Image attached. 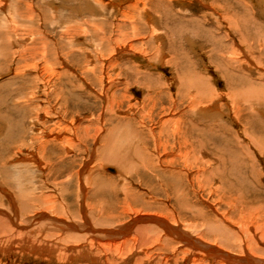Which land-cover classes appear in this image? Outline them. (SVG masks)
<instances>
[{"label":"rangeland","instance_id":"374dc122","mask_svg":"<svg viewBox=\"0 0 264 264\" xmlns=\"http://www.w3.org/2000/svg\"><path fill=\"white\" fill-rule=\"evenodd\" d=\"M180 113L186 155L160 164L162 147L176 153L183 139L160 141L158 122ZM126 123L147 151H121L138 161L125 172L102 145ZM9 126L23 138L7 148ZM262 155L264 0H0V164L28 173L32 188L23 212L21 185L0 176V264H237L190 255L157 223H139L147 218L264 262Z\"/></svg>","mask_w":264,"mask_h":264},{"label":"bare ground","instance_id":"6f19581e","mask_svg":"<svg viewBox=\"0 0 264 264\" xmlns=\"http://www.w3.org/2000/svg\"><path fill=\"white\" fill-rule=\"evenodd\" d=\"M134 21V20H133ZM144 28V27H143ZM39 35V34H38ZM237 53V52H236ZM226 67V66H225ZM45 69V68H44ZM226 69V68H225ZM227 71V70H226ZM229 74V73H228ZM230 75V74H229ZM69 76V75H68ZM140 77V76H139ZM86 79V78H85ZM231 79V78H230ZM87 80V79H86ZM85 83H86V81H85ZM181 84V83H180ZM109 85V84H108ZM164 85V84H163ZM169 85V84H168ZM73 86V85H72ZM80 87V86H79ZM178 87H180V86H178ZM157 88V87H156ZM170 89V88H169ZM181 89H182V87H181ZM177 90V89H176ZM184 90V89H183ZM185 90H187V91H191V90H193V89H191V90H189V89H187V88H185ZM156 91V90H155ZM161 91V90H160ZM196 91V90H195ZM182 93V92H181ZM196 95L193 97V98H190V97H188V99L190 100V103H191V105L193 106L192 107V111H194V109H195V107L197 106V101L199 100V97L201 96V93L197 90L196 91ZM175 95H179L178 96V100H181V99H179V97H180V93L179 92H177ZM158 95L157 94H154V95H152V97H151V99H156V97H157ZM219 96V95H218ZM146 97H147V94H146ZM170 97V96H169ZM158 98V97H157ZM107 99V98H106ZM113 99V98H112ZM161 99V98H160ZM148 100H149V98H148ZM178 100H176L175 101V104H173L175 107L177 106V105H179L180 103H181V101H178ZM169 101H170V99H169ZM146 102H147V99H146ZM108 105V104H107ZM112 107V106H111ZM110 107V108H111ZM145 107V106H144ZM170 110H174V108H171ZM151 111V110H150ZM170 113V112H169ZM174 113V112H173ZM151 116V115H150ZM161 116V115H160ZM165 116V115H164ZM135 117V116H134ZM145 117V116H144ZM184 117V113H180V116H178L177 118H175L174 116L173 117H171V118H169V117H166V118H164V117H160L161 118V120L158 122L159 123V133H158V135H157V133H155L154 132V130L151 128V127H149L148 129H147V132L149 133L148 135H149V137H151L152 139H153V141H155V138H156V135L157 136H160V141H161V138L163 137V134H165V136H166V139L167 138H170V137H180V138H182L183 139V142L182 143H180L179 145H178V148H177V152L175 153L173 150H171L170 152H167L166 151V148L164 149V147H162L161 145H163L162 144V142H161V144L160 143H158L157 144V146L159 145L160 147H162L163 148V153H162V159H160V164H163V162H167L168 161V163L169 162H172V161H175V162H177V163H180L179 161H180V159H181V157H183L184 155H186V153H183V148L185 147L184 145H183V143L185 144V142H184V138H183V135H184V130H183V128H180V123H181V119ZM141 118V120H140V123H142V124H144V120H143V118L142 117H140ZM114 119V118H113ZM118 119V118H117ZM145 119V118H144ZM8 120V119H7ZM111 120V119H110ZM124 120V119H123ZM108 121H109V119H108ZM148 121V120H147ZM107 122V121H106ZM23 123V122H22ZM132 123V121L130 120V122H129V119H128V125H130V124ZM138 123V122H137ZM8 124V123H7ZM15 124V123H14ZM21 124V123H20ZM21 125H23V124H21ZM141 125V124H140ZM124 126H127V123L126 124H124ZM142 126V125H141ZM130 127V126H129ZM128 126L126 127V128H124V130H119L120 131V133H118V134H122V135H118V136H116V139H112L111 137L110 138H108V143H110V141H111V143H110V145L108 144V143H106L105 142V144H108V145H102L103 147H104V150L106 151V153H108L109 154V156L111 157L112 155H113V153L115 152V151H117L118 152V158H112L111 160L113 161H111L112 163H114V164H112V165H116V166H118L119 168H120V171H122V169L126 172L127 171V169H130V168H132L133 167V164L135 165V162H136V159H134V158H132V154L133 153H131V155H130V153L129 154H122L123 153V151L124 150H128V149H130L129 147L131 146H133L134 148V150L136 151V153H139L140 151L141 152H143L142 150H145L146 148H144V146L146 145V143L144 142V141H146V138H145V135L143 134V133H141L140 131L138 132L136 129L134 130V129H132V128H129ZM145 127V126H144ZM79 128V127H78ZM142 128H143V126H142ZM138 129V128H137ZM13 128H11L10 126H9V132H8V136H7V138H5V140H3V142H4V145L8 148V145L9 144H11V143H13L14 141H15V139L17 138H23L22 136V132L20 131V133L18 134V132H17V135L15 136V133L13 132ZM19 131V130H18ZM97 131V130H96ZM100 132V131H99ZM115 132V131H114ZM111 133V132H110ZM117 133V132H116ZM97 135V134H96ZM99 135V134H98ZM97 135V136H98ZM111 135V134H110ZM148 135H147V137H148ZM15 138V139H14ZM96 138H98V137H96ZM79 139V138H78ZM110 139V140H109ZM72 140V139H71ZM80 140V139H79ZM127 142H126V141ZM130 140H132V141H134V142H130ZM151 140V139H150ZM158 141V140H157ZM62 144L64 143V142H70V140L68 139V138H65V139H63L62 141H60ZM120 142H123V144L121 145V143ZM150 142V141H149ZM60 144V143H59ZM115 144V145H114ZM135 144H138V145H135ZM188 144L189 145H187V146H189V149H190V151L192 152V153H194L193 152V150L194 149H196V148H193L192 147V145H190V143L188 142ZM198 144V143H197ZM119 145H121V146H119ZM128 145H130V146H128ZM108 146V147H107ZM201 146V145H200ZM216 146V145H215ZM45 147V146H44ZM159 147V148H160ZM55 148V147H54ZM53 148V149H54ZM261 148V147H260ZM154 149V148H153ZM213 149V148H212ZM215 149V148H214ZM242 149H243V147H242ZM41 150V151H40ZM186 150V149H185ZM203 150V149H202ZM39 152H41V154H40V156L41 157H43V152L45 151V149L44 148H40L39 147V150H38ZM57 151V150H56ZM58 151H60V150H58ZM122 151V153L121 154H119L120 152ZM145 151H147V150H145ZM149 151V150H148ZM151 151V150H150ZM197 151V150H196ZM248 151V150H247ZM116 152V153H117ZM125 152V151H124ZM127 152V151H126ZM128 152H130V150H128ZM134 152V151H133ZM154 152V151H153ZM216 152V151H215ZM243 152V151H242ZM58 153H60V152H58ZM66 153V152H65ZM145 153V152H144ZM150 153V152H149ZM208 153V152H207ZM214 153V152H213ZM240 153V152H239ZM49 154H51V152L49 153ZM103 154V153H102ZM112 154V155H111ZM205 154V153H204ZM215 154V153H214ZM66 155V154H65ZM145 155H146V153H145ZM152 156V155H151ZM207 156H208V154H207ZM235 156V155H234ZM234 156H233V158H234ZM263 156V155H262ZM117 157V156H116ZM155 157V156H154ZM168 157V158H167ZM217 157V156H216ZM219 157H221V156H219ZM227 157V156H226ZM264 157V156H263ZM131 158V159H130ZM153 158V157H152ZM229 158V157H228ZM108 159V158H107ZM110 159V158H109ZM157 159V158H156ZM176 159H179V161H176ZM221 159H223L222 157H221ZM248 159V158H247ZM33 160H34V163H36V166L38 167V168H41L40 167V162H38L37 161V159H34L33 158ZM148 160V159H147ZM104 161V160H103ZM106 161V160H105ZM108 161V160H107ZM149 161V160H148ZM223 161H224V159H223ZM223 161L222 160H217V164H218V168H217V170H218V172H220V170H222L223 169V165H224V163H223ZM230 161H231V159H230ZM229 161V162H230ZM257 161V160H256ZM1 162H2V160H1ZM140 162V161H139ZM109 163V162H108ZM137 164H138V161L136 162ZM29 164V163H28ZM139 164H141V163H139ZM143 164V163H142ZM230 164V163H229ZM241 164V163H240ZM31 165V164H30ZM156 165V164H155ZM7 165H5L4 163H1L0 164V176H1V179H2V181L9 187H11V188H13V189H16V188H20L19 186L21 185V187H22V189L20 188V189H18L17 190V194L16 195H14L15 196V198H17V200L19 201V203L21 204V206H22V211L23 212H25V210H26V208L28 207V206H26L27 205V201H28V192H29V189H32V188H29L30 187V185H28L27 184V182L29 181V175H28V173H21L19 176H18V174H15L14 176H13V174L7 169V167H6ZM138 166V165H137ZM143 166V165H142ZM232 166H233V164H231L230 165V168H229V171H230V174H232V171H233V169H232ZM243 166H244V164H243ZM46 167V166H45ZM155 167V166H154ZM175 168V167H174ZM239 168V167H238ZM135 169V168H134ZM133 169V170H134ZM40 170V169H39ZM44 170V169H43ZM176 170H178V169H176ZM110 171V170H109ZM123 171V172H124ZM228 171V172H229ZM20 172H22V170H20ZM52 172L53 171H49V175H51L52 174ZM136 172V171H135ZM175 174V173H174ZM219 174V173H218ZM221 174V173H220ZM117 175V174H116ZM239 175V174H238ZM15 176H17V177H15ZM212 176V175H211ZM223 177H224V175H223ZM243 178V177H242ZM158 179V178H157ZM241 179V178H240ZM169 180V179H168ZM19 182V185L18 184H16V182ZM223 181L224 182H226L227 180H226V178L224 177V179H223ZM235 181V180H234ZM236 181H238V180H236ZM235 181V182H236ZM17 182V183H18ZM69 182V181H68ZM239 182V181H238ZM240 183V182H239ZM243 184H244V182H242ZM42 184V183H41ZM61 184V183H60ZM170 184H173V186L171 187L172 188V191H174V190H176V188L178 187L177 185H176V183L174 182V181H170L169 182V185ZM223 185V184H222ZM18 186V187H17ZM162 186V185H161ZM181 186V185H180ZM33 187V186H32ZM2 188H3V186H2ZM167 188V187H166ZM242 188V187H241ZM246 188V187H245ZM36 189V188H35ZM170 189V188H169ZM59 190H61V189H59ZM34 191V190H33ZM35 191H37V190H35ZM246 191V190H245ZM176 192V194H177V190L175 191ZM127 194V193H126ZM130 194V193H129ZM215 194V193H214ZM10 195V194H9ZM31 195H33V194H30V196ZM249 195V194H248ZM247 195V196H248ZM184 196V195H183ZM182 196V197H183ZM177 197V196H176ZM181 197V196H180ZM48 198V197H47ZM185 198V197H184ZM183 198V199H184ZM46 199V198H45ZM126 199V198H125ZM246 199V198H245ZM48 200H49V198H48ZM54 200V199H53ZM127 200V199H126ZM243 200H244V198H243ZM31 201V200H30ZM37 201H38V199H37ZM41 201V200H40ZM44 201V200H43ZM173 201V200H172ZM188 201V200H187ZM29 202V201H28ZM33 203H34V201H32ZM50 202V201H49ZM175 202V201H174ZM12 203V202H11ZM38 203V202H37ZM41 203V202H40ZM63 203V202H62ZM78 203V202H77ZM177 203V202H176ZM189 203V202H188ZM239 203H240V201H239ZM55 204V203H54ZM178 205H179V203H177ZM6 205V204H5ZM49 205V204H48ZM159 205H160V203H159ZM188 205V204H187ZM241 205V204H240ZM26 206V207H25ZM39 206V205H38ZM42 206V205H41ZM44 206V205H43ZM46 206V205H45ZM50 206V205H49ZM61 206V205H60ZM230 206V205H229ZM228 206V207H229ZM31 207V206H30ZM58 207V206H57ZM184 207V206H183ZM260 207L262 208V205H260ZM264 207V206H263ZM148 208V207H147ZM30 209V208H29ZM45 210H46V207L44 208ZM58 209H59V207H58ZM57 209V210H58ZM184 209H186V208H184ZM189 209V208H188ZM260 209V208H259ZM264 209V208H263ZM262 209V210H263ZM42 210V209H41ZM236 210V209H235ZM234 210V211H235ZM253 210V209H252ZM8 211V210H7ZM27 211V210H26ZM168 211V210H167ZM233 211V210H232ZM50 212V211H49ZM134 212V211H133ZM187 212H188V210H187ZM253 212V211H252ZM249 213V212H248ZM254 213V212H253ZM255 213H257V212H255ZM261 213V212H260ZM263 213V212H262ZM166 214V213H165ZM247 214V213H246ZM130 215V214H129ZM169 215V214H168ZM250 215V214H249ZM46 216V215H45ZM161 216V215H160ZM245 215H242L241 217H242V220H245V217H244ZM36 217V216H35ZM103 217V216H102ZM247 217H250V216H247ZM32 218V217H31ZM147 218V217H146ZM153 218V217H152ZM170 218H173V217H170ZM51 219V218H50ZM175 219V218H174ZM251 219V218H250ZM261 219V218H260ZM4 220V219H3ZM36 221V220H35ZM56 221V220H55ZM87 221V220H86ZM115 221V220H114ZM134 221V220H133ZM175 222H176V220H174ZM173 221V222H174ZM180 221V220H179ZM93 222V221H92ZM137 222V221H136ZM144 222H151V223H157L159 226H160V228H162V230L165 232L164 234H166V235H168V236H170V237H172V238H174V240H176L177 242H179V243H181L180 244V246L182 247L183 246V244L185 245V246H188L190 249V255H192V256H194L195 254L196 255H199V254H201V252L203 253V254H206L207 256H210V257H212L213 256V258H217V259H223V260H226L227 262H235V263H241V264H264V262L263 261H256V260H250L249 258H246V257H237V256H235V254L234 255H231V254H229L228 253V251H224V250H222L223 249V247L221 246L222 244L220 243V245L218 244V245H216V246H212V245H209V244H206V243H201L200 241H201V239H200V241H198V240H195V239H193V238H191V236H189L188 234H186V233H184V232H182L181 230H179V229H177V228H174L175 226L173 225V227L170 225V224H168L167 222H165V221H162V220H160V219H155V220H152V219H149V218H147V219H141V220H139V223H144ZM221 222V221H220ZM219 222V226H221V228H222V230H224V232H227V235H230V237H231V235L233 234V233H236L235 232V230L233 229V231H231L230 232V230L231 229H229V228H227L228 226V220L227 219H223V222H221L220 223ZM243 222H246V221H243ZM101 223V222H100ZM150 223V224H151ZM180 223V222H179ZM134 224H135V222H134ZM137 224V223H136ZM173 224V223H172ZM244 224V223H243ZM147 225H149V224H147ZM152 225V224H151ZM176 225H178V224H176ZM205 225V224H204ZM233 225V224H232ZM231 225V226H232ZM235 225V224H234ZM237 225V224H236ZM134 225H131L130 227L132 228ZM143 226V225H142ZM195 226V225H194ZM244 226V225H243ZM247 226V225H246ZM71 227V226H70ZM140 227V226H139ZM208 227H209V225H208ZM214 227H216V226H214ZM218 227V226H217ZM238 227V226H237ZM135 228H136V226H135ZM184 228V227H183ZM203 228H205V226L203 227ZM220 228V229H221ZM253 228V227H252ZM251 227H250V230L252 229ZM255 228V227H254ZM47 229V228H46ZM123 229V228H122ZM121 229V231L120 230H118V231H116V233L119 235V233H122L121 235H124L126 232V234H128V233H131V231L132 230H128L127 229V231H124L125 230V228H124V230H122ZM130 229V228H129ZM136 229H138V226H137V228ZM136 229H134V230H136ZM139 229H141V228H139ZM144 230V232L146 231L145 230V228H143ZM146 229H147V227H146ZM236 229V228H235ZM241 229V228H240ZM239 229V230H240ZM247 229V228H246ZM263 229V228H262ZM44 230V229H43ZM91 230V229H90ZM149 230V229H148ZM161 230V229H160ZM185 230V229H184ZM208 230H209V232H214V228L213 227H209L208 228ZM217 230V229H216ZM242 230V229H241ZM249 230V231H250ZM254 230V229H253ZM2 231V230H1ZM92 231V230H91ZM94 231V230H93ZM92 231V232H93ZM139 231V230H138ZM141 231V230H140ZM156 231V230H155ZM163 231L161 232V233H163ZM218 231V230H217ZM220 231V230H219ZM237 231V230H236ZM98 232V231H97ZM133 232H135V231H133ZM203 232H204V230H203ZM240 232V231H239ZM243 232V231H242ZM263 232V231H262ZM79 233V232H78ZM113 233H115V232H112L111 233V231L109 232L108 230H107V232H106V234H108V235H114ZM136 233V232H135ZM138 233V232H137ZM142 233V232H141ZM223 233V232H222ZM229 233V234H228ZM264 233V232H263ZM150 234V233H149ZM158 234V233H157ZM219 234L220 235H222L221 234V232H219ZM225 234V233H224ZM214 235V234H213ZM213 235H211V236H213ZM241 235V234H240ZM247 235H248V233H247ZM246 235V236H247ZM132 236V235H131ZM139 236V235H138ZM99 237H102V236H99ZM124 237V236H123ZM128 237V236H127ZM134 237V236H133ZM143 237V236H142ZM146 237V236H145ZM148 237V236H147ZM234 237V236H233ZM248 237V236H247ZM107 238V237H106ZM115 238H116V236H115ZM124 238H126V237H124ZM144 238V237H143ZM232 238V237H231ZM26 239V238H25ZM164 239V238H163ZM249 239H251V238H249ZM248 239V240H249ZM1 240H2V238H1ZM81 240V239H80ZM80 240H79V242H80ZM128 240V239H127ZM160 240V239H159ZM173 240V241H174ZM221 240V239H220ZM227 240V239H226ZM230 240V239H229ZM241 240V239H240ZM10 241V240H9ZM66 241V240H65ZM75 241H78L77 239L75 240ZM126 241V240H125ZM133 241V240H132ZM156 241H157V239H156ZM168 241V240H167ZM217 241V240H216ZM237 241V240H236ZM243 241V240H242ZM249 241H251V240H249ZM4 242V241H3ZM15 242V241H14ZM160 242V241H159ZM166 242V241H165ZM225 242V241H224ZM248 242V241H247ZM246 242V243H247ZM253 242V241H252ZM11 243V242H10ZM98 243V242H97ZM96 243V244H97ZM100 243V242H99ZM236 243V242H235ZM2 243H0V245H1ZM125 244V243H124ZM242 244V243H241ZM9 245V244H8ZM155 245V244H154ZM163 245V244H162ZM100 246H101V244H100ZM116 246V245H115ZM164 246H165V244H164ZM179 246V247H180ZM224 246V245H223ZM227 246V245H226ZM228 246H229V244H228ZM227 246V247H228ZM232 247H233V244L231 245ZM231 246H229V248L231 247ZM243 246V245H242ZM247 246V245H246ZM8 247V246H7ZM152 247V246H151ZM222 247V248H221ZM226 247V248H227ZM240 247V246H239ZM248 247V246H247ZM256 248H258L257 246H255ZM21 248V247H20ZM47 248V247H46ZM120 248V247H119ZM141 248H143V247H141ZM226 248H224V249H226ZM253 248V247H252ZM15 249V248H14ZM13 249V250H14ZM74 249V248H73ZM103 249V248H102ZM234 249V248H233ZM245 249H247V248H245ZM87 250V249H86ZM99 250V249H98ZM143 250V249H142ZM230 250V249H229ZM249 250H250V248H249ZM259 250V249H258ZM260 250H262V248L260 249ZM11 251V250H10ZM179 251V250H178ZM231 251V250H230ZM247 251V250H246ZM42 252V251H41ZM198 252H199V254H198ZM251 252V251H250ZM257 252V251H256ZM263 252V251H262ZM71 253V252H70ZM69 253V254H70ZM258 253V252H257ZM73 254V253H72ZM177 254V253H176ZM256 254V253H255ZM202 255V254H201ZM264 255V254H263ZM200 256V255H199ZM40 257V256H39ZM95 257V256H94ZM195 257V256H194ZM143 258V257H142ZM153 258V257H152ZM204 258H205V256H204ZM208 259V258H207ZM92 260H95V259H92ZM111 260V259H110ZM109 261V260H108ZM150 261V260H149ZM152 261V260H151ZM194 261V260H193ZM142 262V261H141ZM144 263V262H143ZM149 263V262H148ZM157 264V263H156Z\"/></svg>","mask_w":264,"mask_h":264},{"label":"water","instance_id":"95a60500","mask_svg":"<svg viewBox=\"0 0 264 264\" xmlns=\"http://www.w3.org/2000/svg\"><path fill=\"white\" fill-rule=\"evenodd\" d=\"M110 172H113V170H110Z\"/></svg>","mask_w":264,"mask_h":264}]
</instances>
